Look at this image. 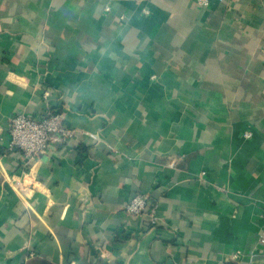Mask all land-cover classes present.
Here are the masks:
<instances>
[{
  "label": "crops",
  "instance_id": "1",
  "mask_svg": "<svg viewBox=\"0 0 264 264\" xmlns=\"http://www.w3.org/2000/svg\"><path fill=\"white\" fill-rule=\"evenodd\" d=\"M208 1L0 0V150L16 113L73 130L21 186L0 157V264H264V0Z\"/></svg>",
  "mask_w": 264,
  "mask_h": 264
},
{
  "label": "built area",
  "instance_id": "2",
  "mask_svg": "<svg viewBox=\"0 0 264 264\" xmlns=\"http://www.w3.org/2000/svg\"><path fill=\"white\" fill-rule=\"evenodd\" d=\"M195 1L200 6L209 4L208 0ZM49 95L48 91H44L42 97L47 99ZM72 134L73 130L66 126L64 114L60 107H46L45 111L37 116L24 113L11 115L8 120L7 135L2 139L3 146L0 150V157L9 155L15 157L16 154H19L25 160L24 164H22L23 169L20 171L22 176L18 179H13L11 184L21 186L24 177H32L29 163L33 160H38L40 155L45 153L54 143L61 144L71 137ZM244 136L249 137V132L244 133ZM181 157L168 156L166 165L175 167ZM123 210L125 213L137 217L145 216L150 225H154L157 222V206L155 203L150 202L148 195L144 193H136L124 204ZM243 254L241 250L233 251L229 255L227 263L237 262Z\"/></svg>",
  "mask_w": 264,
  "mask_h": 264
},
{
  "label": "trees",
  "instance_id": "3",
  "mask_svg": "<svg viewBox=\"0 0 264 264\" xmlns=\"http://www.w3.org/2000/svg\"><path fill=\"white\" fill-rule=\"evenodd\" d=\"M28 264H50V263L46 262L45 260L36 259V260L30 261Z\"/></svg>",
  "mask_w": 264,
  "mask_h": 264
}]
</instances>
